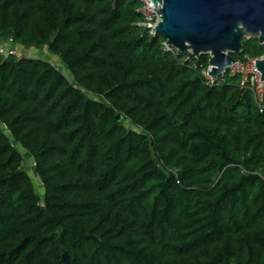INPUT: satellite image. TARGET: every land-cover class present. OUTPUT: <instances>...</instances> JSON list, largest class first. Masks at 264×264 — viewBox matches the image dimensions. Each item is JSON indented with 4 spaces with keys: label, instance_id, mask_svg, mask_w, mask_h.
<instances>
[{
    "label": "trees",
    "instance_id": "obj_1",
    "mask_svg": "<svg viewBox=\"0 0 264 264\" xmlns=\"http://www.w3.org/2000/svg\"><path fill=\"white\" fill-rule=\"evenodd\" d=\"M142 19L0 0V41L49 54L0 57V264H264V109Z\"/></svg>",
    "mask_w": 264,
    "mask_h": 264
},
{
    "label": "water",
    "instance_id": "obj_2",
    "mask_svg": "<svg viewBox=\"0 0 264 264\" xmlns=\"http://www.w3.org/2000/svg\"><path fill=\"white\" fill-rule=\"evenodd\" d=\"M161 21L156 28L167 43L191 59L209 55L214 78L244 52L246 38L264 45V0H153ZM264 80V59L258 60ZM120 120L122 115H117ZM63 264H69L64 252Z\"/></svg>",
    "mask_w": 264,
    "mask_h": 264
},
{
    "label": "built area",
    "instance_id": "obj_3",
    "mask_svg": "<svg viewBox=\"0 0 264 264\" xmlns=\"http://www.w3.org/2000/svg\"><path fill=\"white\" fill-rule=\"evenodd\" d=\"M139 1V12L142 15V21L139 26L145 29L150 36H156L159 33L156 28H149L148 26L158 27L161 21V15H159V9L154 4L153 0H138ZM163 49L174 55H177L178 51L176 48L170 46L165 40L163 43ZM24 53L23 47L10 37L7 40L0 41V57H15L23 58ZM264 59V53L261 56L251 57L248 56L245 59H238L232 66L226 69L222 75L217 78L211 76L212 65L203 68L202 73L207 78L208 82L215 84L219 79L227 80L228 78H239L240 86L243 90L249 91L254 99L256 105L263 111L264 109V80L262 73L258 68V60ZM197 67V65L195 66Z\"/></svg>",
    "mask_w": 264,
    "mask_h": 264
},
{
    "label": "rangeland",
    "instance_id": "obj_4",
    "mask_svg": "<svg viewBox=\"0 0 264 264\" xmlns=\"http://www.w3.org/2000/svg\"><path fill=\"white\" fill-rule=\"evenodd\" d=\"M247 39H249V40H251V43H250V46H256L257 48H259V47H263L264 48V45L263 44H261L256 38H247ZM264 52V51H263ZM24 53H26V54H31V55H34V56H37V57H43V58H46V57H48L49 58V54L47 53V51L45 50V49H34L33 51H31V50H25L24 49ZM235 56L238 58V59H245L246 57H248V53L246 52V51H244L242 54H240V55H236L235 54ZM239 79V78H238ZM34 164V162H33V159H28V163H27V166H28V168H30L29 169V171H30V174L32 175V177L34 178V181H35V183H36V186H37V189H38V191H40V192H43L44 191V189L42 188V186H41V181L39 180V178H37L36 176H35V174L33 173V171L31 170V167H32V165Z\"/></svg>",
    "mask_w": 264,
    "mask_h": 264
},
{
    "label": "crops",
    "instance_id": "obj_5",
    "mask_svg": "<svg viewBox=\"0 0 264 264\" xmlns=\"http://www.w3.org/2000/svg\"><path fill=\"white\" fill-rule=\"evenodd\" d=\"M31 51H33V50H31ZM37 57V56H36Z\"/></svg>",
    "mask_w": 264,
    "mask_h": 264
}]
</instances>
